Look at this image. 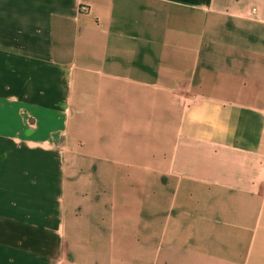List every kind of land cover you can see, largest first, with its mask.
Masks as SVG:
<instances>
[{"label":"crops","instance_id":"obj_1","mask_svg":"<svg viewBox=\"0 0 264 264\" xmlns=\"http://www.w3.org/2000/svg\"><path fill=\"white\" fill-rule=\"evenodd\" d=\"M0 264H264V0H0Z\"/></svg>","mask_w":264,"mask_h":264}]
</instances>
